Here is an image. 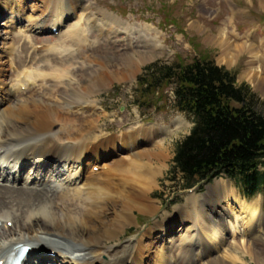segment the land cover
<instances>
[{"label": "bare ground", "instance_id": "obj_1", "mask_svg": "<svg viewBox=\"0 0 264 264\" xmlns=\"http://www.w3.org/2000/svg\"><path fill=\"white\" fill-rule=\"evenodd\" d=\"M84 1L0 0V17L10 16L7 31H0V190L7 191L0 193V261L21 245L32 251L25 264H239L257 254L250 239L264 225V216L256 218L260 211L245 202L237 212L226 207L233 194L223 181L201 197H189L188 207H176L140 239L119 241L138 224L137 214L158 213L160 206L151 195L170 159L167 139L188 124L179 117L159 130L139 124L118 138L103 133L93 100L115 82L133 80L153 57L137 47L149 45L147 29L122 28L127 24L114 14L102 9L94 13L92 5L82 6ZM72 20L77 24L66 30L59 46L35 49L30 59L24 57L26 45L16 50L21 37L37 40L29 31L42 32L50 24V31L66 28ZM90 26L100 28L105 45H117L122 32L129 44L121 51L106 45L98 55L99 67L83 64L75 69L74 51L65 43L89 46ZM215 38L217 43L221 39L229 66L246 50L250 61L243 75L264 96V58L258 47L224 39V31ZM239 221L244 227L242 252L226 237L241 233ZM41 254L45 256L39 258ZM48 254L60 260L48 261Z\"/></svg>", "mask_w": 264, "mask_h": 264}, {"label": "rangeland", "instance_id": "obj_2", "mask_svg": "<svg viewBox=\"0 0 264 264\" xmlns=\"http://www.w3.org/2000/svg\"><path fill=\"white\" fill-rule=\"evenodd\" d=\"M80 3L85 7L92 5V12L94 13H97L99 12V9H102L114 14L118 20L127 24V26L119 27L133 28L136 30L135 32H137V30L147 29L149 32V45L140 43V45L137 44V47L138 50L140 49L139 51H142L148 57H153L152 60L142 67L133 80L122 83L115 82L112 86L108 87V89L98 93L99 95L97 98L93 100L97 101V114H95V118L99 120L98 117L102 116L100 127L103 133L118 138L122 133H127L132 129L138 128L139 124L147 127L153 126L156 130H159L158 128L162 129L171 126L173 121L179 117H183L188 124V127H185L181 131L179 130L172 135L171 138L167 139V146L170 148V159L166 163V170L164 171L163 177L159 180L160 187L151 195L154 200H160H158L160 202L158 213L152 217L137 214L138 226L130 227L125 235H121L119 241L126 243L132 239H140L153 227L156 221L165 218L167 213H174L176 207H188L189 197H201L205 195L206 192H208V187L213 185L216 181H223L232 191L231 193L233 195L230 196V201L225 204L226 207L237 212L240 210V204L245 202L247 206L255 207L261 214H263L256 216V218L264 216L263 196L259 195L253 199H248L241 194V190L234 182L226 178L216 179L206 185H195L198 186L199 192L188 194L187 188L184 187L182 175L179 173L174 174V159L178 145L189 135L193 127L191 118L174 109V97L171 90L166 91V99H164L163 103L160 105H155L154 103L147 107V109H140L135 103L138 81L149 66L153 64L172 65L178 60V57L183 58L189 63L193 61V59L199 57L201 51H206L219 67H224L228 71L236 74L237 86L248 88L251 94L255 97L257 106L264 113L263 94L261 91H256L252 86V82L243 75L244 71H246L245 69H247L248 62L250 61V57L246 50L242 51L238 57L234 58L232 60V65L229 66L228 62L223 60L222 47L219 45L221 39L218 43L213 42V38H220V34L224 31V39L228 37L239 45L245 43L247 45L257 46L260 55L264 58V0H86ZM9 17L8 14L0 17V31L2 33L7 31L5 25L10 20ZM74 22L76 23L77 20L70 21L60 35L51 34L48 29V27L51 26V22H48L50 25H48V27L42 32L39 30H36V33L33 31L29 32L28 35L36 36L35 38L37 40L32 42L31 40H25L21 37L18 42H15V48L20 52L22 45H26L27 49L24 57L30 59L33 56L35 49L36 51H40L44 50V47H53L56 43L58 45L60 41L59 39L66 35L64 34L66 30L74 27ZM19 29H21L20 31H24V28L21 26ZM99 29L100 28H91V26L87 27V33L89 32V46L86 44L78 46L77 42L65 43L67 49L71 48L74 51V58L71 63L74 64L75 69H78L77 67L83 64H90V67L92 65V69L99 67V60L102 58L98 56L101 54L100 51L102 50L103 52V49H105L103 47L106 45H108L107 47H110L109 44H111L108 43L105 45V38H102ZM9 31L14 35L18 34V32H15L18 31L17 29L15 31L9 29ZM118 36H120L118 37L120 38L118 39L120 42L117 45H111L110 47L114 51H121L127 46V43L129 44L128 34L126 32H122ZM134 37L136 38L138 36L135 34ZM91 44H94V46H91ZM154 44L159 46L157 50H153L152 46ZM82 47L84 50H82ZM94 48L97 50L95 51ZM9 61L12 62V59ZM111 64H109L110 67L114 68L113 64L115 66V63L111 62ZM15 69L17 70L18 67L15 66L14 70L12 69V72H15ZM262 71L264 77V63H262ZM74 109L77 111V107ZM84 112L85 111H83V113ZM2 192L7 193V191L0 190V193ZM45 195L47 198H51L53 193H46ZM246 214L249 216L248 212H246ZM237 226L241 233L236 231V234L232 236L229 234L226 237L228 240L230 239V243H234L230 245L231 247L235 246L236 243L238 245L233 248L236 250L240 248V252H242L241 249H243L244 246H241V243L239 244V242H241L240 238L243 234L244 227L242 226L241 221L238 222ZM252 229L248 230L251 232ZM153 236H155V233ZM255 236H257L258 239H254ZM254 238L250 239L251 241L248 240L250 242H255L254 245L255 248H258L257 254L259 253V255L254 254L248 255L246 258L243 257V262L239 261V264H264L263 224L261 228L258 227V229H256ZM230 246L226 247V249H229ZM216 254H219V251ZM220 256H224V254H221ZM50 263L45 262L44 264Z\"/></svg>", "mask_w": 264, "mask_h": 264}, {"label": "trees", "instance_id": "obj_3", "mask_svg": "<svg viewBox=\"0 0 264 264\" xmlns=\"http://www.w3.org/2000/svg\"><path fill=\"white\" fill-rule=\"evenodd\" d=\"M170 89L175 109L194 122L174 159L184 187L224 176L248 197L264 195V113L250 90L237 86L236 74L206 51L189 63L178 57L172 65L153 64L138 82L135 103L159 105Z\"/></svg>", "mask_w": 264, "mask_h": 264}]
</instances>
